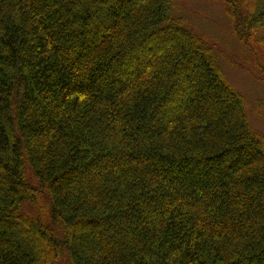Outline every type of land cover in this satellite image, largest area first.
<instances>
[{
  "label": "trees",
  "instance_id": "16d2710c",
  "mask_svg": "<svg viewBox=\"0 0 264 264\" xmlns=\"http://www.w3.org/2000/svg\"><path fill=\"white\" fill-rule=\"evenodd\" d=\"M219 1L264 57V0ZM211 43L179 0H0V264H264V133Z\"/></svg>",
  "mask_w": 264,
  "mask_h": 264
},
{
  "label": "rangeland",
  "instance_id": "374dc122",
  "mask_svg": "<svg viewBox=\"0 0 264 264\" xmlns=\"http://www.w3.org/2000/svg\"><path fill=\"white\" fill-rule=\"evenodd\" d=\"M219 0H179L180 13L205 33L228 81L241 92L251 126L264 133V57L236 38ZM263 67V69H262Z\"/></svg>",
  "mask_w": 264,
  "mask_h": 264
}]
</instances>
